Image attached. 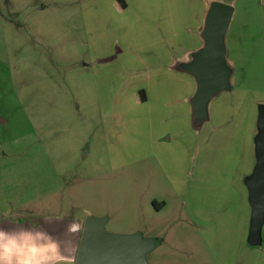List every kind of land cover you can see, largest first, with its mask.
I'll use <instances>...</instances> for the list:
<instances>
[{
	"label": "rangeland",
	"instance_id": "1",
	"mask_svg": "<svg viewBox=\"0 0 264 264\" xmlns=\"http://www.w3.org/2000/svg\"><path fill=\"white\" fill-rule=\"evenodd\" d=\"M212 2L235 9L232 75L196 126L195 81L175 67ZM259 104L264 0H0V217H106L158 241L148 264H264L237 188L217 181L251 166Z\"/></svg>",
	"mask_w": 264,
	"mask_h": 264
},
{
	"label": "water",
	"instance_id": "2",
	"mask_svg": "<svg viewBox=\"0 0 264 264\" xmlns=\"http://www.w3.org/2000/svg\"><path fill=\"white\" fill-rule=\"evenodd\" d=\"M234 8L220 2L208 5L201 31L202 47L193 52L188 62L175 69L191 76L196 84L190 99L192 123L208 120V105L221 92L230 89L232 69L227 64L224 38ZM257 133L254 137L255 165L245 177L250 206L247 244L262 246L264 225V104L257 106ZM106 217L87 216L82 230L75 264H148L146 255L157 240L141 235H119L105 229Z\"/></svg>",
	"mask_w": 264,
	"mask_h": 264
},
{
	"label": "clouds",
	"instance_id": "3",
	"mask_svg": "<svg viewBox=\"0 0 264 264\" xmlns=\"http://www.w3.org/2000/svg\"><path fill=\"white\" fill-rule=\"evenodd\" d=\"M5 222L11 227L0 226V264H68L60 239L44 227L33 222L22 226L8 213L0 217V225ZM77 229L73 223L66 231L74 233Z\"/></svg>",
	"mask_w": 264,
	"mask_h": 264
},
{
	"label": "crops",
	"instance_id": "4",
	"mask_svg": "<svg viewBox=\"0 0 264 264\" xmlns=\"http://www.w3.org/2000/svg\"><path fill=\"white\" fill-rule=\"evenodd\" d=\"M207 8H208V6L206 5V11H207ZM234 13H235V9H234ZM199 30L201 32L202 27ZM186 77H188V76H186ZM256 123H257V121H255V124ZM256 133H257V128L255 127L254 131L252 130V133H251V139H252V143H253V156H251L252 163H251V166L249 167V169L243 170L245 173L240 176L239 173L235 174L232 166H229L226 168L224 175H221V176L219 175L218 180H217L218 182H222V183H224V182L230 183L231 182L232 187L237 188V190H238L237 197L240 199L239 205H240V207L241 206L244 207L246 212L249 213V218H250V212L251 211H250V206L248 203V192H247V188L244 184V179L246 176L251 174L253 167L255 165L254 137H255ZM73 223L78 225L77 231L74 233L66 231L67 227ZM83 224H84V221L82 222V224L78 223L77 221H71V222L67 221V222H62L60 224H58V223L54 224L53 227H50V228H48V227L45 228L46 230L51 232L54 236H56L58 239H60L61 251L65 255V257L67 258L68 264H75ZM22 226L26 227L27 224L22 225ZM3 227H11V226L6 225ZM263 227H264V225H263ZM248 230H249V226L246 229V239H247V235H248ZM263 231L264 230L262 228V242H263L262 246L252 247V248H263L264 247V232ZM138 234H141V233H138ZM246 243H247V240H246ZM262 250H264V248ZM257 251H259V250H257Z\"/></svg>",
	"mask_w": 264,
	"mask_h": 264
}]
</instances>
